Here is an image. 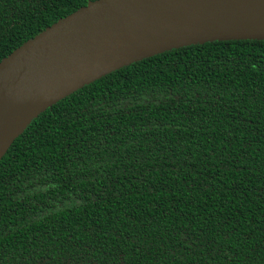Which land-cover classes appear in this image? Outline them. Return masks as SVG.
<instances>
[{
    "label": "trees",
    "instance_id": "trees-1",
    "mask_svg": "<svg viewBox=\"0 0 264 264\" xmlns=\"http://www.w3.org/2000/svg\"><path fill=\"white\" fill-rule=\"evenodd\" d=\"M91 1L0 0V61ZM27 246L46 258L26 264L122 246L264 264V41L145 58L32 120L0 160V264Z\"/></svg>",
    "mask_w": 264,
    "mask_h": 264
},
{
    "label": "water",
    "instance_id": "water-1",
    "mask_svg": "<svg viewBox=\"0 0 264 264\" xmlns=\"http://www.w3.org/2000/svg\"><path fill=\"white\" fill-rule=\"evenodd\" d=\"M264 41V0H94L0 61V160L46 109L122 67L214 41Z\"/></svg>",
    "mask_w": 264,
    "mask_h": 264
},
{
    "label": "flooded vegetation",
    "instance_id": "flooded-vegetation-1",
    "mask_svg": "<svg viewBox=\"0 0 264 264\" xmlns=\"http://www.w3.org/2000/svg\"><path fill=\"white\" fill-rule=\"evenodd\" d=\"M136 249H140L141 247H135ZM134 247H109L108 253L104 254V256L107 258L106 261L98 263L95 261H75L73 258L72 253L68 254H62V250L60 251L59 255H56L58 257L57 261L51 262V261H45V260H37L34 262V264H157L156 263V256L153 255V253L147 254V257L149 259H142V254H140L138 251H135ZM62 249V248H59ZM19 257L22 258V264H26L27 260L33 259V258H46L44 256H40L35 254L31 247L27 246L24 248L23 251L18 254ZM203 256V254H192L191 257H198ZM187 264H199V262H188Z\"/></svg>",
    "mask_w": 264,
    "mask_h": 264
}]
</instances>
